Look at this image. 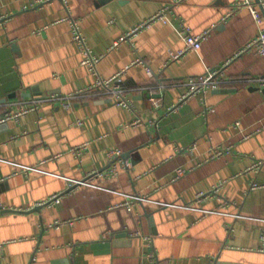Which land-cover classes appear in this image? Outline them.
Here are the masks:
<instances>
[{"label":"crops","instance_id":"0c3cea01","mask_svg":"<svg viewBox=\"0 0 264 264\" xmlns=\"http://www.w3.org/2000/svg\"><path fill=\"white\" fill-rule=\"evenodd\" d=\"M175 1L0 0V113L40 100L0 123V264H264V163L254 170L264 162V57L246 49L264 11L253 2L257 23L251 6L226 17L243 0ZM166 7L165 22L133 32ZM73 22L96 71L81 63ZM183 24L209 34L169 63L185 48ZM220 68V90L184 99L193 77ZM123 70L133 110L101 89L69 107L47 99ZM137 118L143 125L128 126ZM118 150L131 156L116 178L69 191ZM126 195L148 201L129 210Z\"/></svg>","mask_w":264,"mask_h":264},{"label":"built area","instance_id":"2783aa9c","mask_svg":"<svg viewBox=\"0 0 264 264\" xmlns=\"http://www.w3.org/2000/svg\"><path fill=\"white\" fill-rule=\"evenodd\" d=\"M182 0H176L175 2H180ZM256 0H243L242 2L236 4L235 9L233 11H231V13H229L226 17H231L235 14V12L239 11L240 9L243 8V6H253V2ZM261 4L264 6V0H260ZM166 10L159 12L157 15H155V17L151 18L149 20V22L144 23L142 25L139 26L138 29L134 30L133 32L137 31V30H141L144 28H147L150 26V24H152V22L155 21H166ZM254 17L257 21V23H261L263 21V14L254 7ZM73 29H74V40L83 48V53H84V58L82 60L81 63H83V65L89 67L91 70L96 71L97 69V62L99 60V58L95 57L92 55L88 45H86V41L85 38L82 35V32L80 30V28H78L77 24L75 22H73L72 24ZM182 26V35H183V39H184V43L185 48L183 50H180L178 52L175 51H170L169 52V63L173 62V61H178L180 60L182 57L185 56V54L189 51H199L202 48L203 45V40L206 39V37L208 36L209 32H205L202 33L201 35H195L192 32V29L188 26V25H181ZM131 34H129L128 36L122 37L120 39V41H125L130 39ZM118 41V43L120 42ZM117 43V44H118ZM247 50H255L256 53H258L260 56L264 57V30H261V32L254 38V40H252V42L249 44V46L246 48ZM138 63H145L142 60H137ZM125 70L120 71L118 73H116V75L108 80L102 79L101 77L98 78V83L96 85H93L87 89L82 90L81 92H78L77 94H73L70 95L68 98V100H65L66 98H62L56 95H52L51 97H47V99L50 100H54V101H61L62 106L64 107H69L71 106V99L76 98L77 96L82 95V93L84 91H94V90H99L101 89L103 94H107V95H111L112 97H116L118 99V104L121 106H124L126 108L132 109V104L131 101L129 99H127V97L125 96V92L126 89L123 86V76L125 74ZM225 78L223 76V70L222 68L220 69H213V70H208L205 74H203V76H198V77H193L190 80L189 83V89L186 93V96L184 97V99L194 96V95H203L205 94L209 89H213V90H220L221 85L225 82ZM258 83L260 88L264 89V77H261L258 79ZM40 100H36L34 101V103L30 104V106H22L18 112H13L12 111L8 114H6L4 117L0 118V123L2 122H7L13 119H20L21 116H25L28 113H30L32 110H36L38 108V102ZM42 101V100H41ZM206 111H210L212 110L211 107H209L208 105H206ZM143 121L140 118L135 119V121H133L131 124H129L128 126L130 127H135V126H140L143 125ZM216 155L217 156H221L225 151H229V150H225L223 148H218L215 147L213 148ZM122 152L120 150L118 151H111L109 153V161H110V167L106 170H102L101 172H96L94 173L92 176H90L89 178H87L84 181H71L69 184L70 186L74 185V184H90V185H94L92 184V182H89L90 180L93 179H100V180H110V179H114L118 176L119 171L122 167H125V161L121 158ZM264 162L263 161H258L257 164L254 167V170H258L262 164ZM185 170L183 169H179L177 172V178H179L180 176H183L185 174ZM95 186V185H94ZM258 184L254 183L253 188H258ZM218 191V189L215 190V192ZM205 194H200L198 197L199 198H203L205 197ZM127 197V201L125 203L126 207L131 210L132 206L134 205L135 202L137 201H148L146 198L140 197V196H133V195H126ZM55 201L59 200V197H55V199H53ZM188 208H192V207H188ZM261 251L264 252V235H262V245L259 248ZM151 258H155V254L152 253L150 255Z\"/></svg>","mask_w":264,"mask_h":264},{"label":"water","instance_id":"95a60500","mask_svg":"<svg viewBox=\"0 0 264 264\" xmlns=\"http://www.w3.org/2000/svg\"><path fill=\"white\" fill-rule=\"evenodd\" d=\"M256 1L260 4V6H262V9H263V11H264V6L261 4L260 0H256ZM5 115H6L5 112H4V113H0V117L5 116ZM130 156H131V152H128V153H125V154L121 155V158L125 161V160L128 159ZM125 162H126V161H125ZM109 167H110V165H109ZM79 185H81V184H77L76 186H72V187L69 189V191L73 190L75 187H78ZM49 204H50V203H49ZM44 206H45V205H38V206H36L35 208H33L32 212H33V211H40ZM124 237H126L125 233L117 234V235L115 236V238H114L112 244H113V245H119V244H121V243H122V239H123ZM105 246H110V242H107V243L105 244Z\"/></svg>","mask_w":264,"mask_h":264}]
</instances>
